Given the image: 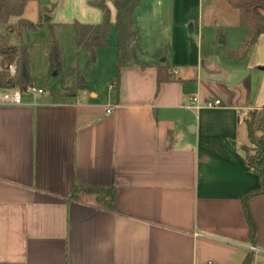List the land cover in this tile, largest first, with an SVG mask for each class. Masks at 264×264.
<instances>
[{
	"label": "crops",
	"instance_id": "crops-1",
	"mask_svg": "<svg viewBox=\"0 0 264 264\" xmlns=\"http://www.w3.org/2000/svg\"><path fill=\"white\" fill-rule=\"evenodd\" d=\"M91 1H30L21 19L34 23L26 12L35 5L39 21V7L57 2L47 14L55 28L99 24ZM67 2L77 9L66 12ZM202 12V0H141L144 66L123 67L117 93L113 29L90 67L109 80L107 95L85 84L74 96L23 94L21 105H0V264H264V195L246 203L253 241L242 203L259 185L243 148L245 120L264 107V34L233 59L244 38L237 17L242 35L204 36ZM26 33L15 41L29 58L41 48L44 80L50 41ZM56 37L63 71L87 62L74 30ZM193 97L196 112L185 108Z\"/></svg>",
	"mask_w": 264,
	"mask_h": 264
},
{
	"label": "trees",
	"instance_id": "trees-1",
	"mask_svg": "<svg viewBox=\"0 0 264 264\" xmlns=\"http://www.w3.org/2000/svg\"><path fill=\"white\" fill-rule=\"evenodd\" d=\"M36 0H0V26L6 25L11 18H19L18 22L9 27L10 33L15 32L19 38L22 31H36L41 24L31 23L21 19L26 4ZM228 6L237 13L236 26L244 30V38L241 48L236 52H229L233 59H244L248 56L251 48L255 45L260 35L264 34V0H224ZM107 2H111L116 10L115 22H110V11ZM141 0H92L90 5L99 9L102 13V21L99 24H83L73 22L76 48L85 50L88 54L87 67L95 63V53L99 48L106 47L109 33L114 29L117 34L116 45V75L112 80L111 89L117 93L120 70L129 65L143 67L138 59L140 52V30L136 26L134 12L140 6ZM57 3L49 8L39 7L41 14L53 11ZM49 22V21H48ZM223 34L219 30V35ZM159 55V52L156 53ZM0 64L5 67L11 62L16 64V74L9 77L4 71L0 72V90H17L21 87H34L35 81L29 74V57L27 45L9 47L0 38ZM60 79V85L68 77H79L76 70L63 71L60 51L54 36L51 35L48 53V78ZM166 78H158V82ZM82 85V80L78 79ZM70 93L67 96H74ZM249 147H244V155L249 169L257 176L259 185L249 191L242 198L243 210L246 215L249 237L253 241L255 237V226L247 210V200L252 197L264 195V107L260 110L250 112L249 118L245 120Z\"/></svg>",
	"mask_w": 264,
	"mask_h": 264
},
{
	"label": "rangeland",
	"instance_id": "rangeland-1",
	"mask_svg": "<svg viewBox=\"0 0 264 264\" xmlns=\"http://www.w3.org/2000/svg\"><path fill=\"white\" fill-rule=\"evenodd\" d=\"M57 3V2H55ZM54 3V4H55ZM71 3V2H70ZM34 5V4H33ZM34 7V8H33ZM57 7V6H56ZM63 7V3H62ZM75 8V6H70L67 2V5L64 7L66 12H70L71 8ZM50 9V8H49ZM77 9V8H75ZM202 32L201 35H216L219 30L223 32L221 35H242L243 30L234 27V21L236 20L237 13L232 10L228 4L224 0H202ZM46 14H42V17L39 21H37V10L34 6H30V8L26 12V18L34 22V24L40 23L41 28H38L36 31H27L26 35H29L30 40L36 39V41L44 40V38H48L51 41V35L54 36V40L56 41V35H62L64 39H66V35H73V28L66 27H58L55 28L50 21L44 22V18L48 17ZM196 16V11L192 12V17ZM37 21V22H36ZM196 21V20H195ZM9 27H12L9 23L6 25L0 26V38L9 46L13 45L19 46V43L16 40V31L10 33ZM40 29V30H39ZM188 30V29H187ZM199 29L196 21V31L195 33H191L192 37L198 35ZM115 35V34H111ZM44 37V38H43ZM193 37V38H194ZM56 38V39H55ZM221 36L219 37V39ZM57 42V41H56ZM50 43V42H49ZM50 48V46H49ZM49 53V51H48ZM29 57V55H28ZM1 61V58H0ZM79 61V60H78ZM80 63V64H79ZM79 69L76 70L79 74V77H68L64 80V84L60 85V79L54 77L48 78L46 75L44 80L41 78L44 76L46 72V60L42 53V50L39 46L31 47L30 49V58H29V74L31 79L35 81V87H39L43 90V93H47L51 96L56 95H68L70 93H76L81 90V88L87 84V88L91 91H96L100 95H107L109 91V80L105 76L100 68H88L87 62L79 61ZM10 64H15V62H11L7 64L5 67L0 64V72L4 71L7 73V68ZM17 71V69H16ZM16 74V73H15ZM48 74V73H47ZM9 75V74H8ZM15 76V75H14ZM13 76V77H14ZM9 77H11L9 75ZM78 79L82 80L83 84L81 85L78 82ZM26 87L17 88L19 91H23Z\"/></svg>",
	"mask_w": 264,
	"mask_h": 264
},
{
	"label": "built area",
	"instance_id": "built-area-1",
	"mask_svg": "<svg viewBox=\"0 0 264 264\" xmlns=\"http://www.w3.org/2000/svg\"><path fill=\"white\" fill-rule=\"evenodd\" d=\"M7 73L13 77L16 73V66L14 64H10L7 68ZM23 94H37L41 95L43 94V90L39 87H26L23 91L19 90H6L5 92H0V105H14L18 106L22 104V95ZM219 101L214 102H208L203 107L204 108H213L216 106H219ZM186 109L191 111H197L201 108V105L198 102L197 97H193L189 100V103L185 106ZM107 114L111 113V109L106 110ZM248 253L257 254L259 251L253 247L250 246L248 248Z\"/></svg>",
	"mask_w": 264,
	"mask_h": 264
},
{
	"label": "water",
	"instance_id": "water-1",
	"mask_svg": "<svg viewBox=\"0 0 264 264\" xmlns=\"http://www.w3.org/2000/svg\"><path fill=\"white\" fill-rule=\"evenodd\" d=\"M48 21H49V18H48V17H45V18H44V22H48ZM190 32H191V29H190ZM219 44H221V45L224 44V40H223V38H220V39H219Z\"/></svg>",
	"mask_w": 264,
	"mask_h": 264
}]
</instances>
